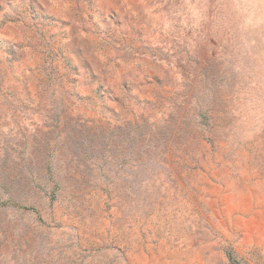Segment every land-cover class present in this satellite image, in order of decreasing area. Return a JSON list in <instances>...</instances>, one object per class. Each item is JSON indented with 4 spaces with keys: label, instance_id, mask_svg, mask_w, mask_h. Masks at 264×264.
<instances>
[{
    "label": "rangeland",
    "instance_id": "1",
    "mask_svg": "<svg viewBox=\"0 0 264 264\" xmlns=\"http://www.w3.org/2000/svg\"><path fill=\"white\" fill-rule=\"evenodd\" d=\"M57 2L0 0V264H264L260 0Z\"/></svg>",
    "mask_w": 264,
    "mask_h": 264
},
{
    "label": "clouds",
    "instance_id": "2",
    "mask_svg": "<svg viewBox=\"0 0 264 264\" xmlns=\"http://www.w3.org/2000/svg\"><path fill=\"white\" fill-rule=\"evenodd\" d=\"M38 2L40 3L41 7L43 9H45V11L48 14H55L54 13V9H57L60 7V4L57 2V0H38ZM105 4L107 5V7L109 8H114L117 11H120V9H124L125 11H128L132 8V5L128 3V0H122V2L120 3H113L112 0H104ZM259 4L261 5V7H264V0H260ZM75 7V5H73ZM86 7V5H84ZM157 7H163V5H157ZM56 15V14H55ZM133 15H136V13H133ZM61 19L68 21L71 23V25L77 27V28H82L83 24L86 22L87 18L84 17V20L81 21V19L77 16H75L74 14L72 16H64V15H58ZM45 31H51V32H57L59 33V29L58 28H52V29H46ZM59 39V36H58ZM62 44H67L68 41H61ZM24 51H27L26 49H24ZM96 55L99 57V59L101 61H105V55L100 54V53H96ZM114 55V53H113ZM89 59H91V57H89ZM121 64H125V68H130L132 67V64H126L123 60L120 61ZM133 63H143L140 60H137ZM94 64V68L96 73L98 74H103L102 73V68L99 66L95 65V61H93ZM108 68V76L109 79L111 80L112 77L116 74L115 71V66L114 65H105ZM145 67H148V65H145Z\"/></svg>",
    "mask_w": 264,
    "mask_h": 264
}]
</instances>
